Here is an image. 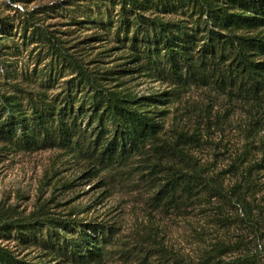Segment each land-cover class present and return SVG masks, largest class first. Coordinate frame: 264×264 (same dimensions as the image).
Listing matches in <instances>:
<instances>
[{"label":"rangeland","instance_id":"rangeland-1","mask_svg":"<svg viewBox=\"0 0 264 264\" xmlns=\"http://www.w3.org/2000/svg\"><path fill=\"white\" fill-rule=\"evenodd\" d=\"M120 1L0 0V17L12 23L7 35L0 38V92L14 95L24 107L28 106V92L44 93L47 100L57 99L66 81L75 75L69 66L70 59H75L106 86L119 84L117 89L126 88L141 101L150 96L164 99L150 108L165 111L155 114L163 124L164 137L174 138L184 130H196L202 135L199 146L189 150L188 164L196 161L211 173L222 172L243 150L245 156H240L245 157V165L259 163L261 167L253 175L255 186L246 192L260 207L257 233L250 225L239 223L237 216H243V210L216 199L185 211L160 209L152 196L168 172L166 163L153 166V159L142 155L124 166L97 169L70 149L52 146L29 150L2 140L0 226L40 217L109 223L116 227V239L101 264H155L160 245L188 263H198L202 250L219 241L233 245L243 241L240 245L245 244L257 254L255 264H264V107L252 108L249 102L221 93L211 85L191 84L179 90V98L171 94L158 96L171 91L173 84L166 77L146 71L144 60H133L136 52L140 56L143 38L134 17L143 14L194 27V4L191 0H174L178 7L164 12L157 0L138 8L123 6ZM52 4L58 6L50 8ZM37 7L44 8V12L37 13L41 20L35 19V24L47 31L61 52L67 53L69 57L64 62L58 59L56 63L50 43L33 33L34 27L26 22L27 15ZM127 21L129 31L125 32ZM133 35L135 42L131 40ZM48 71L53 79L48 78ZM85 122L84 118L83 126ZM221 176L224 190L234 200V185L239 177L231 172ZM218 211L228 215L229 226L220 228L215 223ZM47 234V228H42L25 240L16 230L0 229V246L29 262L73 264L55 257L53 247L58 240ZM238 254L234 251L226 257Z\"/></svg>","mask_w":264,"mask_h":264},{"label":"trees","instance_id":"trees-1","mask_svg":"<svg viewBox=\"0 0 264 264\" xmlns=\"http://www.w3.org/2000/svg\"><path fill=\"white\" fill-rule=\"evenodd\" d=\"M153 1L120 2L123 6L138 8ZM157 1L164 12L178 7L174 0ZM191 1L197 15L194 27L188 28L181 21L149 18L143 14L134 17L135 27L142 29L143 38L140 56L136 52L133 60H144L146 71L166 77L173 84L171 91L158 96L171 94L179 98V90L191 84L211 85L221 93L249 102L252 108L264 107V0ZM42 12L44 8L33 9L26 22L34 27L33 33L50 43L56 53V63L58 59L64 62L69 57L67 53L61 52L47 31H41L35 24V19L41 20L37 13ZM11 26L6 17H0V38L7 35ZM24 26L28 25L25 23ZM124 28L125 32L129 31L128 21ZM131 40L135 42L136 36L133 35ZM69 64L75 75L66 81L57 99L47 100L44 93L28 92V106L24 107L14 95L0 92V140L29 150L52 146L70 149L83 155L97 169L124 166L132 158L142 155L153 159V166L166 163L168 172L152 196L160 209L185 211L216 199L221 204H232V208L243 210V216H237L239 223L250 225L257 233L260 207L248 198L250 193L246 192L255 186L253 175L261 166L255 162L245 165V157L240 156H245V150L222 172L211 173L208 167L196 161L188 164L189 150L199 146L202 135L196 130H184L174 138L164 137L163 124L156 118L165 111L150 109L163 103L164 99L150 96L141 101L126 92V88L117 89L119 84L110 87L100 83L75 59H70ZM49 71L47 76L53 79ZM228 172L239 177L234 185V200L224 190L221 173ZM216 218L215 223L220 228L229 226V217L222 211H218ZM38 219L19 220L15 225L6 223L0 229L6 232L16 230L29 240L33 231L47 228L48 238L53 235L58 240V245L53 247L55 257L73 264L103 263L116 239V227L109 223H82L76 218L61 217ZM242 243L216 242L211 248L202 250L198 263H188L160 245L156 249L158 258L155 264H255L257 254L245 244L240 245ZM234 251L239 254L226 257ZM0 264L39 263L18 258L0 246Z\"/></svg>","mask_w":264,"mask_h":264}]
</instances>
